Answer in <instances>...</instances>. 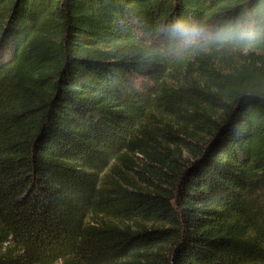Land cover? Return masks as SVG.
Segmentation results:
<instances>
[{
  "label": "trees",
  "instance_id": "1",
  "mask_svg": "<svg viewBox=\"0 0 264 264\" xmlns=\"http://www.w3.org/2000/svg\"><path fill=\"white\" fill-rule=\"evenodd\" d=\"M177 18L264 0H0V264H264V40Z\"/></svg>",
  "mask_w": 264,
  "mask_h": 264
},
{
  "label": "clouds",
  "instance_id": "2",
  "mask_svg": "<svg viewBox=\"0 0 264 264\" xmlns=\"http://www.w3.org/2000/svg\"><path fill=\"white\" fill-rule=\"evenodd\" d=\"M169 35L186 44L196 45L201 51H209L210 46L217 48L240 43L245 51L251 50L252 40H264V27H257L251 21L237 19L232 21L207 24L189 23L181 18L174 20L168 27ZM248 38L247 43L245 39Z\"/></svg>",
  "mask_w": 264,
  "mask_h": 264
},
{
  "label": "rangeland",
  "instance_id": "3",
  "mask_svg": "<svg viewBox=\"0 0 264 264\" xmlns=\"http://www.w3.org/2000/svg\"><path fill=\"white\" fill-rule=\"evenodd\" d=\"M138 157H140L139 155L135 154L132 155V159L138 163V165L141 164V161L138 159ZM122 176H126L129 179H134V173L133 170L127 168L126 166H124L121 163H118L116 166H114L112 168V170L109 172L108 174V179L111 181L112 179L115 180L116 182H119L121 184L124 183V180L121 178ZM5 243L4 244H0V249H3L5 247Z\"/></svg>",
  "mask_w": 264,
  "mask_h": 264
}]
</instances>
